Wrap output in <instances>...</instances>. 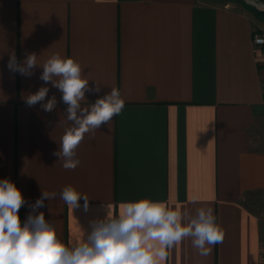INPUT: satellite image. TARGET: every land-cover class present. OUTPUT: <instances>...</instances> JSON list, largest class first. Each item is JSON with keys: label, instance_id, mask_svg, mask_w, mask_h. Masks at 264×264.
Instances as JSON below:
<instances>
[{"label": "crops", "instance_id": "obj_1", "mask_svg": "<svg viewBox=\"0 0 264 264\" xmlns=\"http://www.w3.org/2000/svg\"><path fill=\"white\" fill-rule=\"evenodd\" d=\"M264 1V0H259ZM264 10L244 0H0V180L14 182L25 222L43 191L46 220L66 245L103 219L107 205L140 199L192 215L211 207L223 240L200 256L186 239L161 264H264V65L252 38ZM36 53L77 61L89 88L82 107L111 88L120 114L86 134L80 164L66 170L59 141L70 122L62 93L39 77L13 73L9 57ZM48 87L57 107H29L25 96ZM46 98V99H47ZM73 186L89 198L70 208Z\"/></svg>", "mask_w": 264, "mask_h": 264}, {"label": "clouds", "instance_id": "obj_2", "mask_svg": "<svg viewBox=\"0 0 264 264\" xmlns=\"http://www.w3.org/2000/svg\"><path fill=\"white\" fill-rule=\"evenodd\" d=\"M37 67L43 68L39 78L57 88L67 105L65 117L70 126L53 155L59 157L64 169L74 170L80 164L76 150L85 135H94L102 125L107 126L121 113L125 100L121 91L113 87L94 103L82 107L85 93H98L100 86L89 88V80L73 58L57 53L41 64L34 52L26 53L19 62L14 53L9 57L8 68L13 73L30 77ZM49 90L42 86L27 94L26 104L29 107L40 104L45 112H52L58 102L55 95L47 98ZM56 196L55 192L43 191L22 224L18 213L26 201L14 182L7 178L0 180V264H161L168 250L183 240L190 239L193 248L205 257L223 240V229L216 223L211 207H200L192 215L179 206L144 198L122 203L118 215L107 205L103 219L92 220L90 231L66 245L58 238L54 223L37 211L44 207L45 200ZM59 198L72 209L80 206L81 199L84 209L89 207L88 196L71 185L62 189Z\"/></svg>", "mask_w": 264, "mask_h": 264}, {"label": "built area", "instance_id": "obj_3", "mask_svg": "<svg viewBox=\"0 0 264 264\" xmlns=\"http://www.w3.org/2000/svg\"><path fill=\"white\" fill-rule=\"evenodd\" d=\"M253 47L259 51L260 60L264 65V32L255 34L252 38Z\"/></svg>", "mask_w": 264, "mask_h": 264}, {"label": "water", "instance_id": "obj_4", "mask_svg": "<svg viewBox=\"0 0 264 264\" xmlns=\"http://www.w3.org/2000/svg\"><path fill=\"white\" fill-rule=\"evenodd\" d=\"M244 1H246L248 4H250V5H252V6H254V7H256V8H258V6H256L253 2H251L250 0H244ZM253 1H256V2H258V3H262V4H264V1H259V0H253ZM258 9H260V8H258ZM261 10H264V9H261Z\"/></svg>", "mask_w": 264, "mask_h": 264}, {"label": "bare ground", "instance_id": "obj_5", "mask_svg": "<svg viewBox=\"0 0 264 264\" xmlns=\"http://www.w3.org/2000/svg\"><path fill=\"white\" fill-rule=\"evenodd\" d=\"M250 1L253 2L256 6H258V8H260V9H264V4H262V3H258V2L253 1V0H250Z\"/></svg>", "mask_w": 264, "mask_h": 264}]
</instances>
